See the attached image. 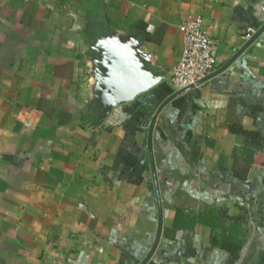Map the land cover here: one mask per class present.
I'll use <instances>...</instances> for the list:
<instances>
[{
    "label": "crops",
    "instance_id": "0c3cea01",
    "mask_svg": "<svg viewBox=\"0 0 264 264\" xmlns=\"http://www.w3.org/2000/svg\"><path fill=\"white\" fill-rule=\"evenodd\" d=\"M226 63L264 0H0V264H140L159 226L148 133L178 90L180 23ZM158 82L112 103L108 46ZM163 228L146 264H264V33L153 133ZM208 213L211 224H175Z\"/></svg>",
    "mask_w": 264,
    "mask_h": 264
},
{
    "label": "water",
    "instance_id": "95a60500",
    "mask_svg": "<svg viewBox=\"0 0 264 264\" xmlns=\"http://www.w3.org/2000/svg\"><path fill=\"white\" fill-rule=\"evenodd\" d=\"M263 33L264 24L257 30L256 33H254L248 39V41H246V43L240 49H238V51L226 63L221 65L218 69H216L214 72L207 75L203 79L198 80L196 83L176 90L171 95H169L164 101H162V103L157 107L150 122L148 133V147L153 181L159 206V226L153 246L147 257L140 264H146L151 259L153 253L155 252L159 244L163 228V207L161 201V190L159 186V179L153 148V133L158 116L160 115L164 107L174 98L195 88L196 86L205 83L206 81L225 71ZM131 52H129V50L127 49L119 48L113 44L108 46L109 57L108 61L106 62V73L110 82V88L105 92V96L112 103H119L132 100L137 95L144 91H147L149 88H151L158 82V79L149 77V74L142 68L141 62L134 59Z\"/></svg>",
    "mask_w": 264,
    "mask_h": 264
},
{
    "label": "built area",
    "instance_id": "2783aa9c",
    "mask_svg": "<svg viewBox=\"0 0 264 264\" xmlns=\"http://www.w3.org/2000/svg\"><path fill=\"white\" fill-rule=\"evenodd\" d=\"M179 31L183 53L168 75L177 89L196 83L220 67L217 41L209 34L201 15L184 19Z\"/></svg>",
    "mask_w": 264,
    "mask_h": 264
},
{
    "label": "trees",
    "instance_id": "16d2710c",
    "mask_svg": "<svg viewBox=\"0 0 264 264\" xmlns=\"http://www.w3.org/2000/svg\"><path fill=\"white\" fill-rule=\"evenodd\" d=\"M219 65L221 66L222 63H219ZM210 212L208 213H201L199 214V216H194V217H189L186 216V214L182 211V210H178L177 211V216H176V220H175V224H186V225H194L196 222H203L204 224H211L212 219L210 218L208 220Z\"/></svg>",
    "mask_w": 264,
    "mask_h": 264
}]
</instances>
